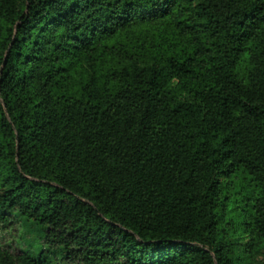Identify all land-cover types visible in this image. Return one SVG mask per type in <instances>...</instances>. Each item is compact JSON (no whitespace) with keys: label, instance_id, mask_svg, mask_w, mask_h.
<instances>
[{"label":"trees","instance_id":"16d2710c","mask_svg":"<svg viewBox=\"0 0 264 264\" xmlns=\"http://www.w3.org/2000/svg\"><path fill=\"white\" fill-rule=\"evenodd\" d=\"M0 264H264V0H0Z\"/></svg>","mask_w":264,"mask_h":264},{"label":"rangeland","instance_id":"374dc122","mask_svg":"<svg viewBox=\"0 0 264 264\" xmlns=\"http://www.w3.org/2000/svg\"><path fill=\"white\" fill-rule=\"evenodd\" d=\"M24 230L19 237H12V234H8L9 232L0 231V238L7 244L12 243L15 241L20 245L21 248L27 250L32 248L31 251H39L40 250V238L36 235L32 228L26 227L23 228Z\"/></svg>","mask_w":264,"mask_h":264}]
</instances>
